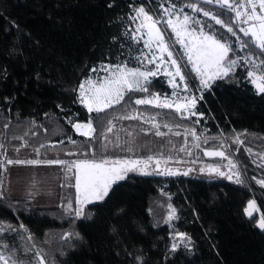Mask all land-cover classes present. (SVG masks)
<instances>
[{"label":"trees","instance_id":"trees-1","mask_svg":"<svg viewBox=\"0 0 264 264\" xmlns=\"http://www.w3.org/2000/svg\"><path fill=\"white\" fill-rule=\"evenodd\" d=\"M161 4L180 7L206 32L223 37L232 48L228 59L237 61L235 71L205 87L179 58L188 89L200 93L194 106L199 124L170 109L135 103L170 90L160 76L148 81V91H128L119 103L89 113L78 101L80 84L99 64L133 66L141 44L136 10L144 7L159 20ZM189 4L232 26L236 35ZM157 26L172 51L178 49L166 25ZM240 28L245 25L232 11L205 0H0V153L91 160L94 139L100 138L103 155L168 158L178 156L183 138L195 132L197 146L218 141L235 165L231 180L192 167L195 173L186 176L129 173L103 201L84 206L81 217L70 212L72 199L58 185L65 170L44 165L56 173L45 199L54 208H37L0 188L3 251L25 264L37 257L45 264H264V230L244 214L253 200L264 214V186L257 183L264 180V93L248 77L250 59L264 72V53ZM89 121L93 139L72 132L73 123ZM181 155L188 160L187 152ZM169 208L175 209L171 222ZM172 228L190 238L175 251Z\"/></svg>","mask_w":264,"mask_h":264},{"label":"snow or ice","instance_id":"snow-or-ice-1","mask_svg":"<svg viewBox=\"0 0 264 264\" xmlns=\"http://www.w3.org/2000/svg\"><path fill=\"white\" fill-rule=\"evenodd\" d=\"M206 3H212L213 0H205ZM217 3L221 7H227L230 11L236 12V17H246L243 20V23L249 24L247 28H240L239 31L242 32L245 36H250L255 42L256 47H258L262 53H264V0H246V4L250 6V11L241 12L236 10L237 8H243L245 5H233L229 0H217ZM111 7V5H109ZM174 7V6H173ZM188 7H191L193 11L203 12L205 17H211L217 25H221L227 29L228 33H231L233 36L236 35L234 29L230 25H225L224 22L212 15L208 11L197 7L196 4H189ZM259 8V12L257 11ZM136 16L142 17L141 27L147 29L148 41H146V46H150L151 43L155 40L158 41V47L161 53L167 52V55L170 59L171 64L175 67V74L168 72L167 74L172 77L170 83H172L173 88L180 87L179 84L175 83L176 77H179L180 81H183L185 77L181 72V68L175 59H171L172 52L168 51V46L164 43L163 35L157 24L159 21L153 19L149 15L144 7H140L136 10ZM190 17L188 15L183 16V20L177 19L173 21L169 19L167 24L172 28V31L175 33L178 38L179 43L184 44L186 49L185 55L187 56L188 62L192 66V71L196 72L197 75L201 78V84L205 87H209V81L215 79H223L229 75V72L235 67L237 61L235 59H228V54L232 51L231 46L224 41L223 37L217 38L215 35L206 33L203 31V26H201L199 34H196L195 29L192 31L188 30ZM252 22V23H249ZM193 23L198 24L199 21H193ZM187 35L190 37L188 43H184L183 37ZM246 45H242L244 47ZM152 62V61H149ZM264 64V61H261ZM115 70L112 71L109 77L103 79L99 82H94L88 80L87 87L85 84L80 85L81 92V103H83L88 111L91 113L102 112L106 108H110L113 103H119L124 96L125 90H139V91H148L146 87L141 84V81L148 82L149 76H155L156 72L148 71L143 72L138 68L128 69L126 66L116 65L114 66ZM103 71H109V66H102ZM96 71V69H92ZM248 76L251 79V82L256 85L258 92L264 93V74L258 75L255 71H249ZM186 89V85L184 86ZM176 95V93H173ZM186 103H177L175 105L176 111L179 112L182 108L188 109L189 107H194L196 104L195 97L189 99L184 98ZM136 104H155L156 107L160 108H172L173 104L168 101L167 98L160 100L158 96H154L152 99H137ZM195 115V113H193ZM126 119H135V116L125 117ZM74 127L77 131H80L82 128L86 131L82 132L83 135H89L91 132H94L91 122L87 124H75ZM108 131H111V127L108 128ZM157 136L163 135L160 131L155 133ZM195 136V132L192 133ZM184 149H181L183 151ZM205 155L209 156H220L224 157V152L222 151H213L206 152ZM153 160V157L149 156L147 160H132V159H117V160H108L102 159L99 162L92 159H83L77 160L68 166V170L71 171L75 169V189H76V203L78 205H86L94 201H103L108 195L113 185L119 181L125 180L128 178V174L132 172H139L142 175H149L147 171L149 163ZM12 163L13 161H8ZM16 163H23L22 161H16ZM28 163H40L39 161H28ZM47 163H57L65 164V161H47ZM161 161L159 159L155 160L157 169L160 166ZM231 165V161H229ZM235 167V165H232ZM203 172L204 169H201ZM209 172H216L220 176H224L223 172H220L219 169L210 168ZM158 175H177L178 172H173L171 169H165L163 172H157ZM183 175H188V172H184ZM227 179L231 180L232 176H227ZM237 182H239V177L237 174ZM257 183L264 186V180H259ZM69 209L72 208V204L67 205ZM260 209L256 205V202L249 201L247 206L244 209L245 214L249 218H255L254 212H259ZM175 213V209L172 210V214ZM75 215L81 217L83 215V207H78L75 209ZM172 218V215L169 217ZM256 226L264 230V214L256 220ZM181 240L190 239L186 237L185 233L177 234ZM177 248L176 244L172 245L173 251ZM0 261H3V264H8V261L0 255ZM39 264H44L43 259L39 261Z\"/></svg>","mask_w":264,"mask_h":264},{"label":"rangeland","instance_id":"rangeland-1","mask_svg":"<svg viewBox=\"0 0 264 264\" xmlns=\"http://www.w3.org/2000/svg\"><path fill=\"white\" fill-rule=\"evenodd\" d=\"M229 2L233 5H241V4L245 5V7H243V8H237L236 10H238V11H241V12L250 11V6H248L246 4V0H229ZM212 3L219 4V3H217V0H213ZM160 6L161 7H160L159 20L158 19L156 20L154 17H153V19L156 21H162L166 25V27L168 28L169 32L172 35V38L174 39V43L178 47V49H176L173 52L172 49L170 48L169 44L164 40V43L168 46V51L172 52L171 59H175L177 61V63L179 64V66L181 68V72L183 74V70H182V67H181V64L179 61V58L181 57L184 60L185 64L191 69V72L193 73V77L198 82V84L202 85L201 84V78L197 75L196 72L192 71V66L188 62L187 56L185 55L186 49L184 47V44L177 42L178 38L176 37L175 33L172 31V28L168 26L167 21L169 19L173 20L174 22L177 21V19L183 20V16L188 15L190 17L189 25L187 26L188 30L192 31L193 29H195L197 35L199 34V31L201 28L200 23H198V24L193 23V21H197V20L192 18L189 14L185 13L180 7H177L173 4H168L167 6L161 4ZM257 11L259 12V8H257ZM232 12L236 15L235 11H232ZM245 18L246 17H237L238 21H240L242 23H243V20ZM142 19H143L142 17L138 18V23L136 26L137 37H138L136 39L137 40L136 42H139L141 44H138L137 53L135 54V56H134L135 59L133 61L134 65L129 66L127 64H114V65L99 64L96 67V71H95L94 75L83 80L81 84H85V87H87L86 82L88 80H92L94 82L102 81L103 79L109 77L110 73L115 70L114 66H116V65L126 66L128 69L138 68L140 71H143V72L154 71V72H156V75L155 76H149L148 81L151 78H154L157 76L164 77V78H166V80L170 86V90L166 93H163V94H159L156 92L151 93V94H147V95L140 97L138 99H152L154 96H158L160 98V100H164L165 98H167L168 101L173 104V107L172 108H166V109L173 110L178 115H180L182 118L194 119L196 121V123L199 124L200 115H196V114L193 115L194 107H189L188 109L182 108L179 112H177L175 105L177 103H182V104L186 103L187 101L184 98L191 99V98L195 97L196 102H197L198 98L200 97V93H194L193 90L188 89V83L186 82V77L184 76V74H183V76L185 77V79L183 81H180L179 77H176V80H175V83L179 84L180 87L173 88L172 83H170V80H172V77L169 76L167 73L172 72L174 75L175 74V67L171 64L170 59L167 55V52L161 53V51L159 50L158 41L154 40L150 46H146V41H148V35H147V29L141 27ZM249 23H252V22H249ZM243 24L245 25V28H247L249 26V24H246V23H243ZM157 28H158V26H157ZM203 31L206 32L204 29H203ZM206 33H209V32H206ZM163 39H164V37H163ZM189 39H190V37L185 35L183 37L184 43H188ZM149 61H152V62H149ZM102 66H109V71L106 72V71L101 70ZM235 67H236V65H235ZM235 67L232 68V70L229 72V74H231L235 71V69H236ZM248 71H255L258 75L264 74V72L261 71V68L258 66V63L253 62V60H251V59L248 62ZM251 79L252 78L249 77L250 81H251ZM212 81H209V84ZM147 83L148 82H144L143 80L141 81V84L144 87ZM185 85L187 86L186 89L184 87ZM202 86H204V85H202ZM253 86L257 89L255 84H253ZM131 91H133V90H131ZM134 91H139V90L134 89ZM127 92H128V90H125L124 94ZM141 92H144V91H141ZM173 93H176V95H174ZM77 94H78L79 103L88 111L87 107L83 103H81L80 86L78 88ZM115 104H117V103H113V105H115ZM140 105H142V104H140ZM147 105L156 107L155 104H147ZM91 113H96V112L93 111ZM87 123L88 122H75V123H73L71 125L72 132L76 136H79L84 140L93 139L94 138L93 137L94 132H91L89 135H83L81 133L86 131V129L82 128L80 131H77L76 128L74 127L75 124H82L83 125V124H87ZM194 139L195 138L192 135L188 136V138H187V140L190 141L191 143L194 142ZM94 140H95V146H94V150H93V159L94 160L99 162L102 159H108V160L119 159V158H115V157H117L115 155L109 154V156H108V155L100 154V149H101L100 147L103 146L102 145L103 140H101L100 138H97ZM110 147H107L106 149H110ZM200 147H203V149H212L210 143H208L204 146H200ZM191 153H192V156L190 154V156H188V160H185L182 157L181 154H183V152L180 151V149H177V154H179L178 156H173V157H168V158H165L162 156H161L162 158L161 157H155V159L153 158V160L149 163V167H148L147 171L149 173L157 174V172H163L165 169H171L172 171L175 168L184 170L188 167L189 168L192 167V168L198 169L199 166H198V164H196L197 161L194 160V158H193L194 152H191ZM196 155L201 157V154L199 152H197L195 154V158H196ZM31 156L32 155H30V154H25V155H20V156L15 157L16 159H11L12 157L9 156L7 152H5L3 154L0 153V188L3 189V193H5L8 197L13 198V199H24L37 208H54L56 206V203L53 201H50L51 199L48 201L45 199L50 194L49 188L51 186L49 184L52 183L53 174L55 175L56 173H54L53 172L54 170H52L51 168L42 167L44 165L45 166L52 165V167L54 169L65 170L64 172H66L65 173L66 177L63 179H60V181L58 182V185L61 188H65L66 192L69 194L70 198L72 199V208L70 209V212L72 214H75V209H77L78 207H84L88 204L99 202V201H94V202L88 203V204L83 205V206L78 205L76 203V189L74 186L75 185V169L73 168L71 171H69L68 166L77 160H75V161L65 160V158L64 159H58L60 161H65V164H57V163H47V161H49V160H45V159H48L49 157L60 156L59 154L45 153V155H44L45 158L41 159V158L36 157L35 158L36 160L30 159ZM25 159H30V160L39 161V162L42 160L43 162L42 163L41 162L40 163H28V161ZM157 159H159L161 161L158 169H157L156 164H155V160H157ZM8 161H13V162L9 163ZM16 161H22L23 163H16ZM54 161H56V160H54ZM263 164H264V160H263ZM36 166L39 168L36 169ZM67 172H69V174ZM137 173H139V172H137ZM193 173H195V172H193ZM55 182H57V181H55ZM32 184L38 185L37 187L35 186L33 188L34 191H31L32 187H30V186H32ZM33 192H34V196L32 197L31 193H33ZM247 204H248V202L246 203L245 207L247 206ZM172 210H173V208H169V210H168L167 219L169 222H171L175 216V213L172 214ZM244 214H245V212H244ZM170 215H172L171 219L169 218ZM245 216H246V218H249L246 214H245ZM254 217L257 220L260 217V212H254ZM255 225H256V223H255ZM258 229L263 231L260 228H258ZM178 233H180V231L177 228H172V231H171L172 245L173 244L178 245L180 243L185 242V239L181 240L179 238V236L177 235ZM0 255H2L5 258V260L8 261V264H25L20 259L15 258V257L11 256L10 254L5 253L1 247H0ZM40 260H41V258L37 257V262H33V263L30 262L29 264H39ZM0 264H3V261H0ZM44 264H45V262H44Z\"/></svg>","mask_w":264,"mask_h":264},{"label":"flooded vegetation","instance_id":"flooded-vegetation-1","mask_svg":"<svg viewBox=\"0 0 264 264\" xmlns=\"http://www.w3.org/2000/svg\"><path fill=\"white\" fill-rule=\"evenodd\" d=\"M210 144H211V147L213 150H222L225 154L224 157L216 158V159L205 158L202 154L204 149H203V147L197 146L196 138L194 139V142L191 143L190 141L187 140V138L184 137L182 144H180L178 146V149H180V151H181V149H184L183 151L187 152V155H189V156H190L191 152H194L193 158L195 157V154L197 152H199L201 154V157L199 158V160H197L198 154L196 155V159L194 158V160L197 161L196 164H198V166H199L198 169H196V171L198 173H201L202 172L201 169H204L203 173H205L206 175L217 176L219 178H224L225 176L227 177V175L230 173V171L232 169V165H230V163L227 159L226 148L221 143H219L218 141H213ZM157 157H161V156H157ZM170 157H173V156H170ZM147 158L146 157L140 158V159L139 158H132V160H137V159L138 160H147ZM210 168L219 169V171L223 172L225 175L220 176L216 172H214V173L209 172ZM173 172H178L181 174H183L184 172H188V174H189V173H193L194 170H192L189 167L184 169V170L175 168V169H173ZM172 176H174V175H172Z\"/></svg>","mask_w":264,"mask_h":264},{"label":"water","instance_id":"water-1","mask_svg":"<svg viewBox=\"0 0 264 264\" xmlns=\"http://www.w3.org/2000/svg\"><path fill=\"white\" fill-rule=\"evenodd\" d=\"M213 151H222V150L204 149L203 152H202V154H203V156L205 158H211V159L221 158L220 156H209V155H205L206 152H213ZM212 173H214V172H212ZM227 180H229V179H227Z\"/></svg>","mask_w":264,"mask_h":264}]
</instances>
